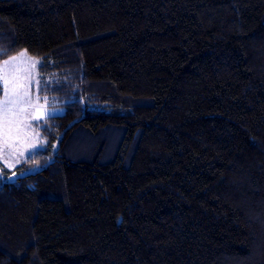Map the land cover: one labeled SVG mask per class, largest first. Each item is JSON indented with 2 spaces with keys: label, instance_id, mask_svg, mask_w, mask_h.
I'll use <instances>...</instances> for the list:
<instances>
[{
  "label": "trees",
  "instance_id": "obj_1",
  "mask_svg": "<svg viewBox=\"0 0 264 264\" xmlns=\"http://www.w3.org/2000/svg\"><path fill=\"white\" fill-rule=\"evenodd\" d=\"M0 50L66 108L0 164V264H264V0H0Z\"/></svg>",
  "mask_w": 264,
  "mask_h": 264
},
{
  "label": "snow or ice",
  "instance_id": "obj_2",
  "mask_svg": "<svg viewBox=\"0 0 264 264\" xmlns=\"http://www.w3.org/2000/svg\"><path fill=\"white\" fill-rule=\"evenodd\" d=\"M6 54V52L0 50V55ZM26 51L21 52L18 56H14L11 60H5L2 76L3 84V95L4 99L0 101V145L7 147L9 152L7 157L0 155V161L3 162L4 167L12 168L14 164L10 162V159H14L16 163H19V159L16 156L18 149L13 148V143L24 135L27 139V134L23 133V125L25 128H31V124L27 122L25 114L28 108L31 107L36 110L35 119L40 120L43 118V113H40L39 106L33 104L29 99V93L27 87L20 82L21 77L18 73L20 72V65L25 63ZM39 61H30L32 68H35ZM12 65L11 68L8 66ZM46 66V65H42ZM47 86V82L46 85ZM39 96L37 100H39ZM47 102V97H44ZM50 115V113H48ZM23 142V141H21ZM34 146V145H33ZM23 153L20 152V155ZM13 175H15L13 173ZM2 179V177H0Z\"/></svg>",
  "mask_w": 264,
  "mask_h": 264
},
{
  "label": "rangeland",
  "instance_id": "obj_3",
  "mask_svg": "<svg viewBox=\"0 0 264 264\" xmlns=\"http://www.w3.org/2000/svg\"><path fill=\"white\" fill-rule=\"evenodd\" d=\"M25 51H21V52H25ZM20 53L14 56H18ZM14 56H11L6 60H11V58ZM32 60L39 61V63L36 64L35 68H32L30 65V61ZM4 61L0 62V101L4 99L3 84H2V76H3L2 70L5 67L3 63ZM40 65H41V60L39 58L33 57L26 51L25 63L20 65L21 70L18 73V75L19 77H21L20 82L27 87L29 93L28 98L31 99L33 104L39 106L40 113H43L44 115L42 119L37 120L35 119L36 110L31 107L28 108V111L25 114V116L27 122L31 124V128H25L23 125H21V127L23 128V133L27 134V139H25L24 135L22 134L21 138L13 143V148L19 150L16 153V156L19 159V163H16L14 159H10V162L14 164V167L10 168V170H13L18 165L22 164L25 160L38 153L44 147L45 141L40 131L38 130L37 124L50 116L62 115L65 113L66 110L64 106L52 105L53 103L50 100V97L44 93L43 88L45 85L43 84V80L41 78V74L39 71ZM8 67L11 68L12 65H9ZM38 96L40 98L39 100H37ZM44 97H47V102H45ZM48 113H50V115H48ZM8 152L9 149L7 147H3L2 145H0V155L4 156L5 158H8L7 157ZM20 152H22L23 154L20 155ZM0 164H3V162L0 161ZM33 171L36 170H32L31 172ZM0 176H3V170L1 167H0ZM15 178L16 175L10 177V179H15Z\"/></svg>",
  "mask_w": 264,
  "mask_h": 264
}]
</instances>
